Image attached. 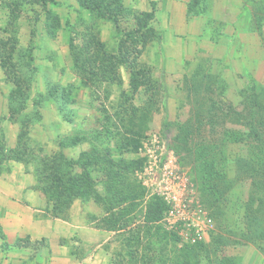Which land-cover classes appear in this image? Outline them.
<instances>
[{
  "label": "rangeland",
  "instance_id": "obj_1",
  "mask_svg": "<svg viewBox=\"0 0 264 264\" xmlns=\"http://www.w3.org/2000/svg\"><path fill=\"white\" fill-rule=\"evenodd\" d=\"M206 6L205 29L215 47L210 43L202 55L188 59L178 70L168 71L163 67L165 56L160 48L164 24L148 22L140 16V9L125 7L115 25L87 12L76 0H0V140L11 150L8 154L0 151V174H15L17 165L21 174L33 176V187L39 190L42 184L37 182L34 169L42 158L63 156L67 164L60 171L62 175L80 176L86 171L105 200L95 203L91 198L78 197L60 215L64 218L55 219H71L72 224L79 225L93 221L95 226L113 231L109 242L116 264H237L247 244L257 239L261 224L251 223L248 228L244 215L249 181L236 180L234 174L233 158L245 153V146L226 145L220 150V158L216 155L227 181L216 185L221 195L212 202L215 186L208 193L201 188L191 161L194 150H176L174 141L177 125L193 114V99L187 97L183 79L199 60L208 61L211 71L222 78L227 85L225 97L236 110L243 107L241 91L249 94L264 86V0H208ZM217 7L227 14L225 21L210 16ZM139 18L152 28L157 39L141 42L148 33L136 26ZM88 35L96 36L117 57L114 61L121 63L110 68L111 61L105 64L95 59L94 49L86 46ZM121 42L126 45L125 52L131 53L129 62L134 49L140 50L138 64L150 71L146 90L140 88L130 94V74L121 59L123 53L118 51ZM74 53H80L82 65L91 67L93 75L83 78L77 73ZM129 106L137 109L131 122V111L124 109ZM214 120L211 126L194 132L197 140L202 137L208 143L213 139L218 142L221 135L215 133L223 126L240 129L235 123ZM127 140L131 147L126 148ZM134 142H138L135 149ZM163 146L165 150L159 154ZM167 150L176 156L178 172L190 179L214 222L208 243H184L164 227L162 219L168 206L157 195L158 167L162 165L151 161V156L163 159ZM17 151L21 160L14 158ZM83 152L88 159L86 155L80 158ZM70 161L75 162L68 165ZM40 192L46 201L47 195ZM152 198L165 204L157 222L146 220ZM112 205L114 215L106 209ZM255 206L253 203L252 208ZM50 207L46 201L47 212ZM36 245L24 238L13 247L27 248L31 253ZM76 246L73 252L79 253Z\"/></svg>",
  "mask_w": 264,
  "mask_h": 264
},
{
  "label": "trees",
  "instance_id": "obj_2",
  "mask_svg": "<svg viewBox=\"0 0 264 264\" xmlns=\"http://www.w3.org/2000/svg\"><path fill=\"white\" fill-rule=\"evenodd\" d=\"M76 1L87 12L93 13L100 18L110 19L115 25L117 18H119L120 14L125 11V7L119 0ZM197 7L204 11L207 7L206 2L203 0H192L188 9L189 11H193ZM140 16H144V18H146L149 22L152 19L153 13H142ZM135 22L141 32L148 33L144 38L140 39L141 42L147 41L146 39L153 40V38H158V35L154 33L152 28L147 26L148 24L146 25L144 21L142 22L140 18ZM121 44L122 42L119 44L118 51L123 53L121 54V59H123V64L130 74V94L136 93L140 88L146 90L151 81L149 76L150 71L148 68H145L144 66L141 67L138 64L137 56L140 53V50L137 48L134 49L135 54L129 62L131 53L125 52V43ZM90 45L96 52L95 59L99 62L108 64L111 61L110 65H108L110 68H114L121 63L119 61H114L116 56H112V54L105 49L103 42H101L96 36L88 35L86 39V46L90 47ZM69 47H71L72 51V40L69 42ZM73 60L75 70L77 73H80L82 77L84 75L89 77V75L94 74L91 67L87 69L83 66L84 64L81 61L80 53H74ZM183 81L184 87L188 91L187 97L193 99V117L190 115V120L177 125V135L174 140L178 146L176 150L182 148V150L191 151L192 147L194 154L191 156V161L194 162V165L196 166L200 186L207 193L212 191L213 186H215L216 194L214 195L216 196L212 201L215 202L220 199L217 197L221 195L219 194L220 191L216 185L223 183V181H227L223 180L225 178L222 177V171L219 170L220 150L222 148L225 149L226 145L243 144L245 146V153L238 154L233 158L235 179L240 181H249L248 197L244 204V215H247L245 222L248 228L251 223H260L261 228L260 226H258V229L256 228V235L257 238L264 239V86L258 87L257 90H253L249 94L241 91L240 97L243 101V107L242 110H236V108H233L231 103H229L225 97L227 85H225L222 78L218 74H214L211 71L210 64L205 59L199 60L191 74L188 77H185ZM128 96H126L127 101L131 100ZM247 106L249 108L246 109ZM124 109L131 111V116L129 117V121L131 122V119H133V117L135 118V112L137 109L132 106ZM244 111L246 112L244 113ZM212 112L213 116L211 115ZM217 118L223 120L224 122L226 121V123H235L240 129L235 130L223 126L219 132L215 133V135H221V140L218 142H215L213 139L212 143H208L202 137L200 140H197L194 132L199 130L200 127L208 125L211 126L210 124ZM21 133L22 132L19 131L17 136V139H19L17 146L19 147L21 145ZM2 137L3 136H0V138ZM125 146L126 148L130 146V142H128V140L125 143ZM132 147H134V149L137 148L138 142H134ZM25 149L26 148L23 147V153L25 152ZM172 149L174 148L172 147ZM3 150L6 151L7 154L11 152V150L5 148L4 140H0V151ZM176 150H174L175 153H177ZM16 154L17 155L14 156L15 160H21V154L18 151ZM85 155L86 153H81L80 158ZM216 155H218V159H216ZM1 159L3 160L4 158L2 157ZM65 161L66 160L63 156L60 157L54 155L47 158L45 157L36 162L37 165L34 169V176L37 182L42 184L39 190L47 195V204L51 205V209H49L48 212L54 218H64L60 217V215L64 214L69 209L72 201L78 197L84 199L91 198L95 203L105 200L97 193L96 184L86 171L80 176L60 174L61 169L65 166V164H67ZM74 162L70 161L68 162V165L74 164ZM223 163L225 164V161H223ZM216 178L220 180L213 181L215 185L211 184L212 180ZM206 199L208 200L207 197ZM253 203H256V208H252ZM106 209L109 210V214H113L111 211L113 209V205L110 206V208L107 207ZM164 210L165 204L161 199L152 198L149 200L148 209L146 211L147 222H157L160 220ZM117 220L118 219H115L114 221ZM248 231L251 233L250 230ZM0 240L4 243V235L1 230Z\"/></svg>",
  "mask_w": 264,
  "mask_h": 264
},
{
  "label": "crops",
  "instance_id": "obj_3",
  "mask_svg": "<svg viewBox=\"0 0 264 264\" xmlns=\"http://www.w3.org/2000/svg\"><path fill=\"white\" fill-rule=\"evenodd\" d=\"M191 2L124 0V7L152 12L151 22L164 24L160 48L165 56L163 67L168 71L178 70L188 59L202 55L205 46L216 45L205 29L207 16L198 7L189 11ZM210 16L225 21L227 14L217 7ZM208 29L214 37V31ZM19 170L16 165L15 174H0V230L4 235V243L0 240V264H116L109 242L113 231L101 229L93 221L79 225L72 224L71 219L50 217L43 195L33 187V176ZM74 234L76 238L72 239ZM24 238L37 244L31 253L27 248L13 247L14 242ZM73 245L79 253L75 249L73 252ZM246 247L237 264H264V239L257 238Z\"/></svg>",
  "mask_w": 264,
  "mask_h": 264
},
{
  "label": "built area",
  "instance_id": "obj_4",
  "mask_svg": "<svg viewBox=\"0 0 264 264\" xmlns=\"http://www.w3.org/2000/svg\"><path fill=\"white\" fill-rule=\"evenodd\" d=\"M163 149L164 146L159 154H163ZM170 153L164 154L163 159L157 155L151 156L154 157L151 161L162 165L157 171V195L168 206L162 219L164 227L184 243H208L214 222L200 203L190 179L178 172L177 158Z\"/></svg>",
  "mask_w": 264,
  "mask_h": 264
}]
</instances>
